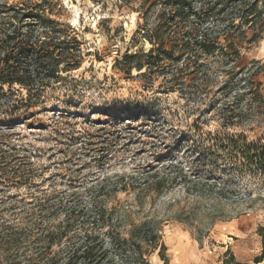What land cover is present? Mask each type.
<instances>
[{
	"label": "rangeland",
	"instance_id": "obj_1",
	"mask_svg": "<svg viewBox=\"0 0 264 264\" xmlns=\"http://www.w3.org/2000/svg\"><path fill=\"white\" fill-rule=\"evenodd\" d=\"M201 1L192 0L193 13ZM58 8L81 42V64L43 88L32 116L0 126V227L7 220L52 229L69 220L61 244L99 233L113 253L132 226L149 222L165 245L164 260L158 248L144 253L151 264H264V176L231 164L206 137L264 134V123L254 127L264 30L249 42L254 21L231 28L241 40L232 58L221 54V40L222 50L186 57L189 67L177 74L186 54L179 36L149 41L163 2L58 0ZM204 17L184 22L213 24Z\"/></svg>",
	"mask_w": 264,
	"mask_h": 264
},
{
	"label": "trees",
	"instance_id": "obj_2",
	"mask_svg": "<svg viewBox=\"0 0 264 264\" xmlns=\"http://www.w3.org/2000/svg\"><path fill=\"white\" fill-rule=\"evenodd\" d=\"M155 1L163 2V10L153 28L156 37L149 36V41L168 32L179 36V45L186 54L184 61L177 62V74L189 67L186 57L222 50L221 40L226 41L228 46L221 54H224L225 60L232 58L241 40L236 33L230 34L231 28L235 32L243 24L252 26L254 21V34L248 39L249 42L255 41L261 35L259 31L264 30V0H202L200 9L194 13L192 0ZM169 3L173 8L172 13L167 11ZM189 15L211 17L213 24L195 22L187 25L184 17ZM175 16H179V19L174 20ZM221 21L226 22L227 31L219 28ZM155 42L158 48L162 47L161 40ZM81 48L75 30L62 19L58 0H0V114L9 122L0 126L10 130L13 122L32 116L36 104L42 99L43 88L60 81L62 74L80 67ZM152 50L149 49L150 52ZM142 65L140 62L137 66L140 68ZM259 69L255 70L254 75ZM226 88V85H222L219 89L223 92ZM242 95L235 94L228 103L238 102ZM224 108L221 110L224 111ZM263 123L264 87L262 82L255 81L254 127ZM206 137L209 143L226 153L231 164L254 166L253 170L264 176V134L257 139L218 132L212 135L208 133ZM182 175L184 178L191 177L186 173ZM198 178L193 176L190 179ZM34 205L37 206L38 202ZM39 205L42 203L39 202ZM21 224L19 221H2L0 264H117L129 257L131 264H151L144 253L156 248L164 260L165 245L149 222L132 226L127 237L113 243V253L99 233L87 232L77 242L61 244L64 238L70 239L69 220L62 222L63 227L52 229L45 227L38 230V227H22ZM260 235L263 255L264 233L260 232ZM115 256L120 259L115 261Z\"/></svg>",
	"mask_w": 264,
	"mask_h": 264
}]
</instances>
